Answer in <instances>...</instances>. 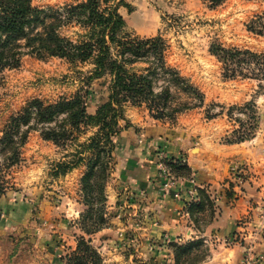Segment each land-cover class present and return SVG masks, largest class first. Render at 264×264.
Returning <instances> with one entry per match:
<instances>
[{
    "label": "rangeland",
    "instance_id": "obj_1",
    "mask_svg": "<svg viewBox=\"0 0 264 264\" xmlns=\"http://www.w3.org/2000/svg\"><path fill=\"white\" fill-rule=\"evenodd\" d=\"M79 1L32 0V4L45 8ZM123 1L127 6L117 7L126 22L124 32L161 36L167 65L189 80L201 101L176 92L172 105L188 100L191 106L161 118L151 116L144 104L124 105L104 184L105 223L91 234L83 233L79 225L86 210L81 183L85 160L64 174L55 173V165L71 160L77 144L96 128L82 127L65 145L29 130L20 161L5 172L0 264H65L63 258L76 249L79 235L90 239L100 264H175L173 244L193 240H202L194 251L204 254L196 264L209 261L217 250L231 254V264H264V70L254 64L248 75L228 77L210 51L211 45L220 44L264 54V35L247 27L263 11L264 2L223 0L211 7L205 0ZM73 30L65 32L72 35ZM145 66L137 62L134 68ZM90 68L56 57L26 55L17 68L5 70L0 78V136L9 118L34 98L54 102L87 90V111L94 113L107 98L109 77L87 84L84 77ZM163 80H157V90ZM235 130L244 132L246 139L231 143L238 137ZM190 157L221 173L215 183L198 186L212 206L205 200L204 208L192 215L187 210L191 196L183 195L182 203H176L181 190L194 189L195 176L205 180L188 164ZM167 161L182 165L170 167ZM165 178L172 182L170 188H164Z\"/></svg>",
    "mask_w": 264,
    "mask_h": 264
},
{
    "label": "trees",
    "instance_id": "obj_2",
    "mask_svg": "<svg viewBox=\"0 0 264 264\" xmlns=\"http://www.w3.org/2000/svg\"><path fill=\"white\" fill-rule=\"evenodd\" d=\"M209 6L223 0H205ZM264 2V0H261ZM118 5L127 6L123 0H82L58 7L39 8L32 0H0V78L5 70L17 68L26 55L40 59L56 57L72 65L89 64L85 83L108 76V95L94 113L87 111V90L70 97H60L54 102L34 98L17 114L12 115L0 136V198L6 193L5 172L20 161V147L25 143L29 130H39L43 139L56 145L75 140L82 127L96 128L93 135L78 145L71 160L56 163L55 173H66L85 160L86 170L81 179L86 210L80 214V229L85 234L98 231L105 223L102 210L104 184L110 172L115 144L112 137L120 131L119 119L123 118L126 103L144 104L151 116H173L188 108V100L172 105L176 92L201 101L200 92L165 61L166 43L161 36L139 37L124 32L126 22L118 12ZM248 30L264 35V9L248 22ZM75 29L69 35L66 29ZM210 51L223 64L225 75H248L250 65L264 70V54L249 49L225 48L211 45ZM137 62L147 64L137 70ZM246 66L247 70H244ZM246 71V72H244ZM254 71V70H252ZM252 73V72H251ZM164 84L156 89L157 80ZM232 142L246 139L244 132L236 131ZM88 152L86 158L82 153ZM168 162V161H167ZM178 164L169 161L168 166ZM206 191L194 187V194L187 201V210H202ZM84 235L77 238L76 249L64 256L65 264H100V256ZM202 240L186 244H173L175 264H196L204 259L194 249Z\"/></svg>",
    "mask_w": 264,
    "mask_h": 264
},
{
    "label": "crops",
    "instance_id": "obj_3",
    "mask_svg": "<svg viewBox=\"0 0 264 264\" xmlns=\"http://www.w3.org/2000/svg\"><path fill=\"white\" fill-rule=\"evenodd\" d=\"M189 159H190L189 160L190 163H188V164L191 167L197 169V173L198 174L199 173L200 174L203 173L202 177L205 179V180H203V179L199 180L198 179V175L195 176L194 179H193L194 180V183H193L194 186H201V184L204 183V182H205V184L206 183H209V184L210 183H215L216 179L218 178V175L221 174V173L218 172L217 170H215V168H214V166H212V164H211V166L210 165H203L202 166L201 164H198L196 162V158H192L191 159V157H190ZM187 182H188V184H187V186H188L190 184V182L189 181H187ZM182 189H183V187H182ZM185 192H186L185 190H181V200H177V202H176L177 204L180 205L182 203V196L186 195ZM226 221L227 220H223V222H226ZM235 249L236 248H233V249L231 248V249H228V250H231V252H232ZM226 250H227V248H226ZM221 253H222L221 251L218 252V250H217L216 253L212 254V257L210 258L209 261L203 262L202 264H221L222 262H223V264H226L225 261H229V264H231V260H234V259L231 258V256H229L231 254H229V255L225 254L224 255V253H223V255H221ZM216 259L220 260V263L216 262L215 261ZM234 264H235V262H234Z\"/></svg>",
    "mask_w": 264,
    "mask_h": 264
},
{
    "label": "built area",
    "instance_id": "obj_4",
    "mask_svg": "<svg viewBox=\"0 0 264 264\" xmlns=\"http://www.w3.org/2000/svg\"><path fill=\"white\" fill-rule=\"evenodd\" d=\"M163 171L165 172V169L163 168ZM174 184V182H173ZM172 185V182H170V180L168 178H165V181L163 183L164 188H170V186ZM194 188V187H193ZM185 194H187L188 196H193L194 194V189H189L185 192Z\"/></svg>",
    "mask_w": 264,
    "mask_h": 264
}]
</instances>
